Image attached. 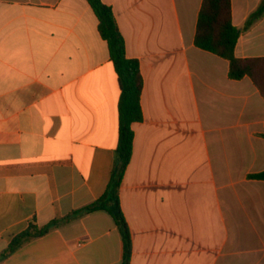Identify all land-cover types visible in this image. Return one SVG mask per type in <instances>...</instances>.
I'll return each mask as SVG.
<instances>
[{
	"label": "crops",
	"instance_id": "obj_1",
	"mask_svg": "<svg viewBox=\"0 0 264 264\" xmlns=\"http://www.w3.org/2000/svg\"><path fill=\"white\" fill-rule=\"evenodd\" d=\"M141 63L144 119L120 187L131 264H264V96L195 45L203 0H102ZM262 0H231L243 28ZM238 58L264 57V17ZM121 89L87 0H0V264H123L113 217L42 228L101 198L119 143Z\"/></svg>",
	"mask_w": 264,
	"mask_h": 264
},
{
	"label": "trees",
	"instance_id": "obj_2",
	"mask_svg": "<svg viewBox=\"0 0 264 264\" xmlns=\"http://www.w3.org/2000/svg\"><path fill=\"white\" fill-rule=\"evenodd\" d=\"M99 22V32L107 41L110 57L114 63L120 89L119 101V143L113 173L105 194L95 202L73 211L62 219H55L49 225L39 228L30 225L15 237L1 254V259L15 252L26 242L47 234L54 227L95 211H106L114 219L124 242L123 264H131L133 253L132 233L122 210L120 187L133 155V123L144 119L141 97L144 78L141 63L126 54L125 38L118 26L114 12L102 0H87ZM264 17V0L250 14L243 28L233 23L231 0H203L195 35V45L229 61V77L241 80L249 76L264 96V57L238 58L235 49L243 30L249 29ZM250 178L264 181V171L250 174Z\"/></svg>",
	"mask_w": 264,
	"mask_h": 264
}]
</instances>
